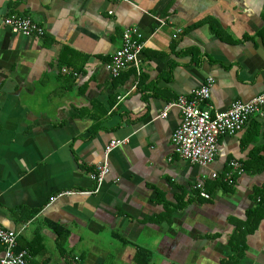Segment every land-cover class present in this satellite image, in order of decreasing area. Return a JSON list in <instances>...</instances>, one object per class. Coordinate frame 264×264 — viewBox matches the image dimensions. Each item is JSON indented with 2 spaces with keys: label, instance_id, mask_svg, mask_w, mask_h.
<instances>
[{
  "label": "crops",
  "instance_id": "obj_1",
  "mask_svg": "<svg viewBox=\"0 0 264 264\" xmlns=\"http://www.w3.org/2000/svg\"><path fill=\"white\" fill-rule=\"evenodd\" d=\"M12 14L44 34L12 32ZM130 26L140 73L113 76ZM207 77L214 110L264 92V0H0V225L26 264H264V214L248 220L264 170L218 185L230 160L264 156V116L219 137L206 166L173 151L179 109L161 116Z\"/></svg>",
  "mask_w": 264,
  "mask_h": 264
},
{
  "label": "built area",
  "instance_id": "obj_2",
  "mask_svg": "<svg viewBox=\"0 0 264 264\" xmlns=\"http://www.w3.org/2000/svg\"><path fill=\"white\" fill-rule=\"evenodd\" d=\"M2 23L12 32L24 36L41 37L44 34V28L29 16L5 15L2 17ZM180 32L181 29L176 30V33ZM143 45L138 28L125 27L121 34V45L114 51L110 61L106 64L109 72L116 76L127 66H133L136 73L139 74L140 52ZM63 71L67 70L63 69ZM74 74L76 73L74 72ZM213 82L212 77H207L206 81L196 88L191 96L179 95L169 102L161 113V116L165 117L170 107L176 106L179 109L181 121L170 137L173 151L179 157L201 166L213 162L219 137L240 131L252 115L264 116V92L245 101L235 100L225 110H214L208 103ZM126 141L127 138L110 140L105 149L106 158L112 149ZM108 172L107 160L96 163L90 169L88 177L94 182L95 190L103 182ZM242 172L244 169L241 163L237 160H230L229 170L224 174L223 181L232 184L234 178L241 175ZM216 176V173H212V177ZM196 187L200 196L209 197L208 193L202 189V183L197 184ZM17 234L16 230L0 225V243L2 245L0 264H26L28 254L26 249H17Z\"/></svg>",
  "mask_w": 264,
  "mask_h": 264
},
{
  "label": "trees",
  "instance_id": "obj_3",
  "mask_svg": "<svg viewBox=\"0 0 264 264\" xmlns=\"http://www.w3.org/2000/svg\"><path fill=\"white\" fill-rule=\"evenodd\" d=\"M242 167L244 170H247L249 173H258L264 170V156L260 153L254 152L246 162L242 163ZM218 185L227 186V183L223 182L222 179L218 181ZM256 195L260 196V202L255 206L252 211L253 216L250 218L248 216V220L253 221V224L260 220V218L264 214V187L256 190ZM17 249H21V247L17 246Z\"/></svg>",
  "mask_w": 264,
  "mask_h": 264
}]
</instances>
